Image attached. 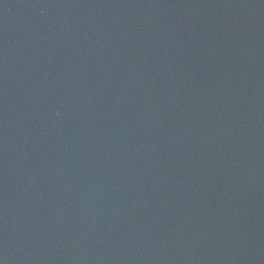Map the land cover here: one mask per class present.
<instances>
[{
    "label": "water",
    "instance_id": "95a60500",
    "mask_svg": "<svg viewBox=\"0 0 264 264\" xmlns=\"http://www.w3.org/2000/svg\"><path fill=\"white\" fill-rule=\"evenodd\" d=\"M0 264H264V0H0Z\"/></svg>",
    "mask_w": 264,
    "mask_h": 264
}]
</instances>
